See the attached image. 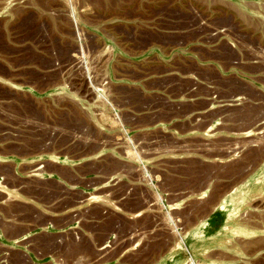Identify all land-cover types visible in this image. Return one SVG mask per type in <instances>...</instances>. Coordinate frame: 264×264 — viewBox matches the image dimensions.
<instances>
[{
  "label": "rangeland",
  "instance_id": "1",
  "mask_svg": "<svg viewBox=\"0 0 264 264\" xmlns=\"http://www.w3.org/2000/svg\"><path fill=\"white\" fill-rule=\"evenodd\" d=\"M0 264H264V0H0Z\"/></svg>",
  "mask_w": 264,
  "mask_h": 264
},
{
  "label": "bare ground",
  "instance_id": "2",
  "mask_svg": "<svg viewBox=\"0 0 264 264\" xmlns=\"http://www.w3.org/2000/svg\"><path fill=\"white\" fill-rule=\"evenodd\" d=\"M248 183V179H245L244 182L225 193L221 200L222 202L218 205V209H223L226 206H230V208L235 209L242 202Z\"/></svg>",
  "mask_w": 264,
  "mask_h": 264
}]
</instances>
